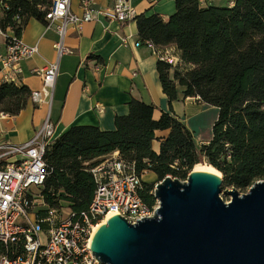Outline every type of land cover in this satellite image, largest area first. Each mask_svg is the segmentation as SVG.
Masks as SVG:
<instances>
[{
	"label": "trees",
	"instance_id": "16d2710c",
	"mask_svg": "<svg viewBox=\"0 0 264 264\" xmlns=\"http://www.w3.org/2000/svg\"><path fill=\"white\" fill-rule=\"evenodd\" d=\"M1 1L7 4H1V30L11 26L19 35L30 17L46 22L50 0ZM175 6L167 21L157 14L136 15L138 36L176 46L183 67L171 70L166 62L157 63L163 92L172 101L179 84L185 96L218 107L212 138L197 144L173 113L154 119L153 104L131 99L128 112L114 117V129L71 126L46 148L49 172L42 195L47 205L59 207L63 199L71 211L86 209L94 190L89 168L114 151L159 181L168 175L186 179L201 162L222 174L223 188L243 190L264 179V0H233L227 6L175 0ZM29 95L23 84L2 82L0 112L18 114ZM156 130H168L158 152L152 148ZM152 188L143 180L140 196L149 205L155 203Z\"/></svg>",
	"mask_w": 264,
	"mask_h": 264
},
{
	"label": "built area",
	"instance_id": "2783aa9c",
	"mask_svg": "<svg viewBox=\"0 0 264 264\" xmlns=\"http://www.w3.org/2000/svg\"><path fill=\"white\" fill-rule=\"evenodd\" d=\"M198 3L211 4L210 0ZM79 7L76 12L71 0H50L45 25L57 34L53 44L56 60L34 70L41 78V86L30 92L34 102L46 103L52 97L59 58L72 51L64 42L69 27L79 28L98 16L121 23L136 16L128 0H113L99 9L92 8V0H79ZM6 28L13 31L11 26ZM0 34L6 40L0 55L1 77L5 82H15L21 62L36 54L37 46L25 43L15 33L9 35L2 30ZM141 44L171 70L183 67L175 45L161 46L148 39L134 42L135 46ZM53 141V124L47 117L27 141L0 142V264H103L89 248L96 228L112 215L134 223L152 216L157 208L156 199L149 205L140 196L147 171L139 172L135 162L121 157L118 151L90 166L94 190L86 209L76 212L47 205L42 195L49 172L44 155ZM38 205L44 208L35 211Z\"/></svg>",
	"mask_w": 264,
	"mask_h": 264
},
{
	"label": "crops",
	"instance_id": "0c3cea01",
	"mask_svg": "<svg viewBox=\"0 0 264 264\" xmlns=\"http://www.w3.org/2000/svg\"><path fill=\"white\" fill-rule=\"evenodd\" d=\"M232 1L210 0V3L227 6L232 5ZM2 2L0 0V18L3 16ZM112 2L92 0V8L109 6ZM128 2L135 15L157 14L164 21L176 10L175 0ZM71 7L78 12L79 0H71ZM5 31L9 35L14 34L8 28ZM19 37L25 43L37 46V53L21 62V71L14 82L17 86H27L31 92L41 86V78L34 70L56 60L53 44L57 34L53 27L30 17ZM137 40L140 39L135 19L121 23L98 16L79 28L69 27L64 42L72 51L59 58L50 101L34 102L29 95L25 107L18 114L0 112V142L18 144L27 141L47 117L53 124L54 140L71 126L91 125L101 130H112L114 117L128 112L131 99L153 104L154 119H158L162 112L173 113L192 131L197 144L209 141L212 138V120L205 119V112L211 109L209 103L198 97L185 96V87L179 84H176V98L169 101L159 79L157 56L143 44L135 46ZM5 42L0 34V55L5 51ZM2 82L5 81L0 72V84ZM167 134L168 130L155 131L154 151L158 152L160 140Z\"/></svg>",
	"mask_w": 264,
	"mask_h": 264
},
{
	"label": "water",
	"instance_id": "95a60500",
	"mask_svg": "<svg viewBox=\"0 0 264 264\" xmlns=\"http://www.w3.org/2000/svg\"><path fill=\"white\" fill-rule=\"evenodd\" d=\"M222 182L217 169L165 176L154 214L134 223L110 216L92 235V254L103 264H264V179L244 193L226 189L229 201Z\"/></svg>",
	"mask_w": 264,
	"mask_h": 264
},
{
	"label": "rangeland",
	"instance_id": "374dc122",
	"mask_svg": "<svg viewBox=\"0 0 264 264\" xmlns=\"http://www.w3.org/2000/svg\"><path fill=\"white\" fill-rule=\"evenodd\" d=\"M191 97H197V96H191ZM207 104V103H206ZM208 106L212 109H209V111H206L205 112V119L206 120H212V123H211V127H212V124H213V122L215 121V119L216 118H214V115L217 117V112H218V108L215 106V105H212V104H208ZM212 117V118H211ZM156 143V142H155ZM157 144V143H156ZM201 163H206V162H201ZM201 163H198V164H201ZM207 164V163H206ZM197 164H195L194 166H193V168L192 169H195V166H196ZM191 169V170H192ZM143 178H144V181L145 182H147V183H151L152 184V186H153V188H152V190H151V192H152V194H153V190H154V185H155V183H157L159 180H157V178H156V176L152 173V172H146L144 175H143ZM183 180H185V179H183ZM231 187H226V188H223L222 187V190H221V197L223 198V200L224 201H229L230 200V196L226 193V189H230ZM248 189V188H247ZM247 189H243V190H241V189H238L239 190V192L240 193H244V192H246L247 191ZM66 205H67V203L63 200V199H60L59 200V202H58V206L59 207H62V208H64V210H66L67 208H66ZM42 208H44V206L43 205H38V206H36L35 207V211L36 210H41ZM38 212V211H37Z\"/></svg>",
	"mask_w": 264,
	"mask_h": 264
},
{
	"label": "bare ground",
	"instance_id": "6f19581e",
	"mask_svg": "<svg viewBox=\"0 0 264 264\" xmlns=\"http://www.w3.org/2000/svg\"><path fill=\"white\" fill-rule=\"evenodd\" d=\"M194 170H208V171H215V169L213 167H211L210 165L206 164V163H201V164H197L195 166ZM110 215V213L108 214Z\"/></svg>",
	"mask_w": 264,
	"mask_h": 264
}]
</instances>
